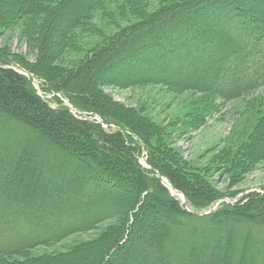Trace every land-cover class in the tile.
I'll list each match as a JSON object with an SVG mask.
<instances>
[{
    "label": "trees",
    "instance_id": "1",
    "mask_svg": "<svg viewBox=\"0 0 264 264\" xmlns=\"http://www.w3.org/2000/svg\"><path fill=\"white\" fill-rule=\"evenodd\" d=\"M147 1L136 0L133 8ZM155 1L159 9L136 12L137 23L93 48L57 81L41 75V62L22 64V71L0 56V264H264V187L239 198L243 191L221 194L194 178L174 153L161 146L162 154L152 153L149 147L160 145H150L156 132L125 110L117 115L128 127L117 123L101 96L103 87L154 84L205 97L208 112L217 100L263 91L264 0ZM98 2L0 0V26L28 16L25 37L52 63L75 30L87 26ZM182 8L201 16L202 23L194 19L196 31L182 21ZM179 24L185 39L180 34L173 45ZM256 133L244 154L249 159L264 152V116ZM145 151L146 166L140 161ZM150 210L161 226L139 220ZM107 218H117V225L94 241L65 255L32 257L36 247Z\"/></svg>",
    "mask_w": 264,
    "mask_h": 264
},
{
    "label": "rangeland",
    "instance_id": "2",
    "mask_svg": "<svg viewBox=\"0 0 264 264\" xmlns=\"http://www.w3.org/2000/svg\"><path fill=\"white\" fill-rule=\"evenodd\" d=\"M134 1L136 0H102L100 4L99 2L96 3L89 11L90 18L85 22L87 26L75 30L74 38L52 62L53 64L41 60V47L36 43L29 42L25 37L24 31L26 29L24 27L29 25L31 21H28V16L22 15L8 27L0 26V56L5 61L15 64L22 71H24L22 64L30 67L36 62L37 64L41 62L42 64H39L41 75L47 73L52 80L57 81L59 77L68 75L76 66H79L93 48L126 27L137 23L136 12L142 10L140 12L147 14L161 6L155 0H149L142 3V9L135 11L133 8ZM224 6L225 9L221 12L226 10L227 7L225 4ZM179 11L183 13L182 21L191 23L194 30L199 27L194 19L199 20L201 16L192 15L187 8H182ZM208 18L204 23L207 24V21L210 20ZM37 19L36 22L38 23L40 19ZM199 23L202 21L199 20ZM179 25L182 28L175 26L173 30L176 37L181 34L180 37L184 36L182 38L184 40L185 35L182 32L184 27L182 24ZM185 34L188 35L187 32ZM157 37L161 41L159 34ZM169 37L171 36L167 34L166 38L169 39ZM180 37H171V42L175 40L173 45L178 44ZM201 38L208 40L205 35ZM33 84L35 89H39L36 80ZM38 93L41 96V93ZM68 93L74 94L72 91ZM260 93L264 95V90L252 92L244 98L229 102L217 100L215 101V104L219 105L217 109L211 106L207 112L203 111V106H208L209 101L194 92L179 93L154 84L128 89L101 88V94H103L101 96L105 98L104 100L112 112L110 118L128 127L127 124L121 123L123 120L117 115V112L129 111L133 117L140 119L145 126L152 129V132H156L150 145L153 142L160 143V145L154 146L158 147L156 150L154 147L147 146L152 153L162 154L159 153L161 146L162 152L166 151L167 154L172 152L176 157L181 158L194 178L199 180L202 178L208 186L221 194L243 191L238 194L237 198L245 192H252L264 187V152H259L257 157L251 159L244 156L249 150L250 144L259 135L256 133L257 124L264 116V97ZM57 96L60 97V95ZM46 98L51 97L48 95ZM61 101L70 108V111L78 114L65 98L61 97ZM193 115H196L195 121L190 118ZM94 118L98 122L101 121L97 117ZM102 126L107 127L104 124ZM146 152L140 160L144 166H146ZM101 154L104 155L103 152ZM85 183L84 181L82 185ZM172 194L182 201V205H185L183 195ZM152 212L151 210L144 212L139 220L146 221L148 219L147 223H152L151 225H154L155 228L157 225L161 226V221L154 222ZM117 223V218H107L106 221L95 225L89 231H79L56 243L36 247L31 251L32 257L40 258L52 254L65 255L64 253L72 248L94 241L107 229L116 226ZM139 257L141 258L140 262L142 260L147 261L144 256ZM127 264L134 263L128 259Z\"/></svg>",
    "mask_w": 264,
    "mask_h": 264
},
{
    "label": "water",
    "instance_id": "3",
    "mask_svg": "<svg viewBox=\"0 0 264 264\" xmlns=\"http://www.w3.org/2000/svg\"><path fill=\"white\" fill-rule=\"evenodd\" d=\"M162 181H163V184H164L165 187H167L172 193H176L175 191H173V190L170 188V186L167 184V182H166L164 179H162Z\"/></svg>",
    "mask_w": 264,
    "mask_h": 264
},
{
    "label": "bare ground",
    "instance_id": "4",
    "mask_svg": "<svg viewBox=\"0 0 264 264\" xmlns=\"http://www.w3.org/2000/svg\"><path fill=\"white\" fill-rule=\"evenodd\" d=\"M72 112V111H71ZM72 114H74L73 112H72ZM75 115V114H74ZM163 182V181H162ZM170 191V190H169ZM174 191V190H173ZM171 192V191H170ZM176 192V191H175ZM172 193V192H171ZM177 193V192H176ZM184 202V201H183ZM215 208H212V209H210V211L209 212H211L212 210H214Z\"/></svg>",
    "mask_w": 264,
    "mask_h": 264
}]
</instances>
